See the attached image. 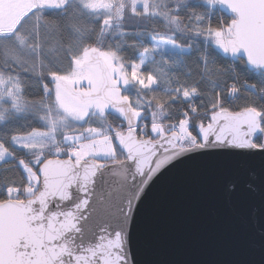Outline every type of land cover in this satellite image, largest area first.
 <instances>
[{"label":"snow or ice","instance_id":"snow-or-ice-1","mask_svg":"<svg viewBox=\"0 0 264 264\" xmlns=\"http://www.w3.org/2000/svg\"><path fill=\"white\" fill-rule=\"evenodd\" d=\"M181 194L259 259L150 244ZM0 264H264V0H0Z\"/></svg>","mask_w":264,"mask_h":264},{"label":"water","instance_id":"water-1","mask_svg":"<svg viewBox=\"0 0 264 264\" xmlns=\"http://www.w3.org/2000/svg\"><path fill=\"white\" fill-rule=\"evenodd\" d=\"M221 215L225 213L217 204ZM160 236L149 237L148 242L169 258L216 257L223 253H243L259 259V250L247 241L231 240L226 232L229 226L214 217L209 205H199L184 195L176 197L173 207L165 209L159 223Z\"/></svg>","mask_w":264,"mask_h":264}]
</instances>
